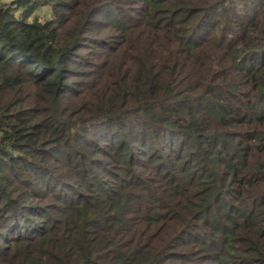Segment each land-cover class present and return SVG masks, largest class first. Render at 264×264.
Returning a JSON list of instances; mask_svg holds the SVG:
<instances>
[{
  "label": "trees",
  "instance_id": "16d2710c",
  "mask_svg": "<svg viewBox=\"0 0 264 264\" xmlns=\"http://www.w3.org/2000/svg\"><path fill=\"white\" fill-rule=\"evenodd\" d=\"M0 264H264V0L0 2Z\"/></svg>",
  "mask_w": 264,
  "mask_h": 264
},
{
  "label": "rangeland",
  "instance_id": "374dc122",
  "mask_svg": "<svg viewBox=\"0 0 264 264\" xmlns=\"http://www.w3.org/2000/svg\"><path fill=\"white\" fill-rule=\"evenodd\" d=\"M14 0H0V2H13ZM20 10L17 9V12ZM33 15H35L39 20L43 21L47 18H50L52 13H51V8L47 5H42V4H38L37 7L34 9L33 11ZM32 17H30L31 19ZM103 32H106V30L104 29ZM111 56L109 55H106V56H103V57H100V59H97L96 61H106V62H109L111 61ZM102 61V62H103ZM90 62V61H89Z\"/></svg>",
  "mask_w": 264,
  "mask_h": 264
}]
</instances>
